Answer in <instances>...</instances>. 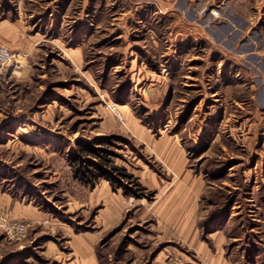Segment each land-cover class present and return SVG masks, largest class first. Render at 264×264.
Wrapping results in <instances>:
<instances>
[{
	"label": "rangeland",
	"instance_id": "obj_1",
	"mask_svg": "<svg viewBox=\"0 0 264 264\" xmlns=\"http://www.w3.org/2000/svg\"><path fill=\"white\" fill-rule=\"evenodd\" d=\"M0 20L36 42L3 47L27 60L0 76V215L26 234L0 229V264H264V97L234 45L264 43V0H0Z\"/></svg>",
	"mask_w": 264,
	"mask_h": 264
},
{
	"label": "crops",
	"instance_id": "obj_2",
	"mask_svg": "<svg viewBox=\"0 0 264 264\" xmlns=\"http://www.w3.org/2000/svg\"><path fill=\"white\" fill-rule=\"evenodd\" d=\"M4 20H0V47H11V48H22V49H29L32 45H35V40L33 36L23 35L22 29L18 27V22L16 20L12 23H7L6 25ZM20 25V24H19ZM10 35L15 38L12 40L6 39V36ZM21 35V36H20ZM5 38V40H4ZM15 39V40H14ZM255 38L251 39V43L245 42L248 47L243 49V41L239 38H235V47L237 50L236 54L238 55L235 57L236 64H249L248 70L246 73L251 80V86L257 87V90L262 91V95L264 97V43L258 44L255 42ZM222 232V231H219ZM225 264H230L226 261Z\"/></svg>",
	"mask_w": 264,
	"mask_h": 264
},
{
	"label": "built area",
	"instance_id": "obj_3",
	"mask_svg": "<svg viewBox=\"0 0 264 264\" xmlns=\"http://www.w3.org/2000/svg\"><path fill=\"white\" fill-rule=\"evenodd\" d=\"M26 55L17 53L12 49L0 47V76L4 74L7 67L13 65L18 66L24 63ZM0 229L6 236L13 240L25 237L26 225L22 222L10 221L6 217L0 215Z\"/></svg>",
	"mask_w": 264,
	"mask_h": 264
},
{
	"label": "trees",
	"instance_id": "obj_4",
	"mask_svg": "<svg viewBox=\"0 0 264 264\" xmlns=\"http://www.w3.org/2000/svg\"><path fill=\"white\" fill-rule=\"evenodd\" d=\"M85 150H89L91 153L97 155V156H101V158H103V155H101L100 151H104L105 153H107L108 151L104 148H100V147H87ZM87 171H80L81 172V176L82 178L84 177V174H91L92 175V179L94 178H99V177H103V178H107V179H113V171L114 170H118L116 167H111L110 169L105 168L101 163L98 162H93V168H89L88 165H86ZM124 176H127L126 174L123 173ZM78 176V174H77ZM91 179V181H92ZM85 181V180H83ZM90 182V181H89ZM91 183V182H90ZM259 251H261L262 253V257L264 258V249H260Z\"/></svg>",
	"mask_w": 264,
	"mask_h": 264
},
{
	"label": "bare ground",
	"instance_id": "obj_5",
	"mask_svg": "<svg viewBox=\"0 0 264 264\" xmlns=\"http://www.w3.org/2000/svg\"><path fill=\"white\" fill-rule=\"evenodd\" d=\"M217 12V11H216Z\"/></svg>",
	"mask_w": 264,
	"mask_h": 264
}]
</instances>
